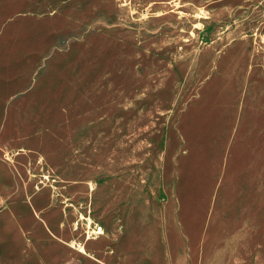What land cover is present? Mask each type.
I'll use <instances>...</instances> for the list:
<instances>
[{
	"label": "rangeland",
	"instance_id": "rangeland-1",
	"mask_svg": "<svg viewBox=\"0 0 264 264\" xmlns=\"http://www.w3.org/2000/svg\"><path fill=\"white\" fill-rule=\"evenodd\" d=\"M0 264H264V0H0Z\"/></svg>",
	"mask_w": 264,
	"mask_h": 264
}]
</instances>
